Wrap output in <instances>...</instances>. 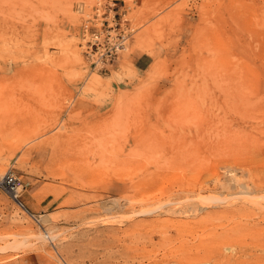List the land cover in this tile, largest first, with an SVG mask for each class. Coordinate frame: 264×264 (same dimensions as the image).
<instances>
[{
	"label": "rangeland",
	"instance_id": "374dc122",
	"mask_svg": "<svg viewBox=\"0 0 264 264\" xmlns=\"http://www.w3.org/2000/svg\"><path fill=\"white\" fill-rule=\"evenodd\" d=\"M80 1L0 0V175L39 219L0 188V261L264 264V0H125L107 71Z\"/></svg>",
	"mask_w": 264,
	"mask_h": 264
},
{
	"label": "built area",
	"instance_id": "2783aa9c",
	"mask_svg": "<svg viewBox=\"0 0 264 264\" xmlns=\"http://www.w3.org/2000/svg\"><path fill=\"white\" fill-rule=\"evenodd\" d=\"M125 0H94L90 5L80 1L79 41L84 59L93 69L109 70L127 49L134 28L121 9ZM0 188L35 221L38 214L31 211L21 198L24 184L12 167L0 175Z\"/></svg>",
	"mask_w": 264,
	"mask_h": 264
},
{
	"label": "crops",
	"instance_id": "0c3cea01",
	"mask_svg": "<svg viewBox=\"0 0 264 264\" xmlns=\"http://www.w3.org/2000/svg\"><path fill=\"white\" fill-rule=\"evenodd\" d=\"M132 65L135 69H143L151 61V55L147 51H140L131 55ZM0 264H55L46 255L39 252H30L27 254H19L0 261Z\"/></svg>",
	"mask_w": 264,
	"mask_h": 264
},
{
	"label": "bare ground",
	"instance_id": "6f19581e",
	"mask_svg": "<svg viewBox=\"0 0 264 264\" xmlns=\"http://www.w3.org/2000/svg\"><path fill=\"white\" fill-rule=\"evenodd\" d=\"M217 185V184H216ZM230 195V194H229ZM51 218L52 217H49L48 215H43L42 216V221L44 222V223H47V222H49L50 220H51ZM38 238H40V237H38Z\"/></svg>",
	"mask_w": 264,
	"mask_h": 264
}]
</instances>
